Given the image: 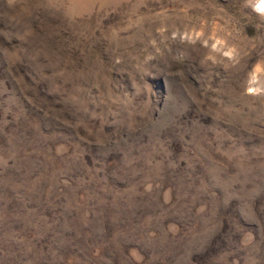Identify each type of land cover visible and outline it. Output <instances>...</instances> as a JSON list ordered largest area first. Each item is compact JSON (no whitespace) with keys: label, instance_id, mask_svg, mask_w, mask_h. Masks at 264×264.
<instances>
[{"label":"rangeland","instance_id":"obj_1","mask_svg":"<svg viewBox=\"0 0 264 264\" xmlns=\"http://www.w3.org/2000/svg\"><path fill=\"white\" fill-rule=\"evenodd\" d=\"M264 0H0V264H264Z\"/></svg>","mask_w":264,"mask_h":264},{"label":"clouds","instance_id":"obj_2","mask_svg":"<svg viewBox=\"0 0 264 264\" xmlns=\"http://www.w3.org/2000/svg\"><path fill=\"white\" fill-rule=\"evenodd\" d=\"M259 7H262V8H264V4H261V5H259Z\"/></svg>","mask_w":264,"mask_h":264}]
</instances>
